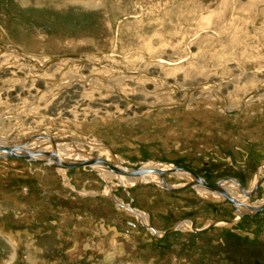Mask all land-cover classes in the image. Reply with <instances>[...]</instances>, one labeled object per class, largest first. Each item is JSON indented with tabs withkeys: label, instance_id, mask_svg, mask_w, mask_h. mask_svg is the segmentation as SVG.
<instances>
[{
	"label": "rangeland",
	"instance_id": "374dc122",
	"mask_svg": "<svg viewBox=\"0 0 264 264\" xmlns=\"http://www.w3.org/2000/svg\"><path fill=\"white\" fill-rule=\"evenodd\" d=\"M63 55L80 57L51 62ZM39 134L112 164L108 147L128 167L171 162L252 188L264 170V0H0V144ZM67 170L0 159V264H205V233L156 239L147 227L231 216L192 189L114 177L110 199L96 196L111 186L101 174ZM263 197L261 185L252 202Z\"/></svg>",
	"mask_w": 264,
	"mask_h": 264
},
{
	"label": "flooded vegetation",
	"instance_id": "af4514ba",
	"mask_svg": "<svg viewBox=\"0 0 264 264\" xmlns=\"http://www.w3.org/2000/svg\"><path fill=\"white\" fill-rule=\"evenodd\" d=\"M71 150L76 151L77 149L72 148ZM107 153H108V151H107ZM103 159H105L108 163L112 164L106 158H103ZM121 162H123V161L121 160ZM174 164L176 165V163H174ZM158 166H162V165L151 164V163H142V167H144V168H151V167L155 168ZM95 171L98 172L99 174H101L102 178L105 180V182L107 184L111 185L104 192H102V193L99 192L97 195L95 193L94 195H96V196L99 195V196H103L105 198H109L106 195H109V193H111L112 190L114 191L115 190L114 187L117 186L118 183L120 185H123L124 188H127V185L125 184V182H128L129 183L128 185H133L137 182H141V180L138 176H125V175H123L125 180H122L123 178H121L120 176H118L114 173L103 171V170H98V169H95ZM262 171L264 172L263 168L260 169L259 173L253 177V179L251 181L252 186L255 185V183L258 179L259 180L261 179L259 174ZM168 173H169L168 175H175L176 174L175 172H168ZM177 174L183 175L181 173H177ZM113 177L115 179H117V182H118L117 184H114L112 181H110ZM164 178L168 182V179L166 177H164ZM129 180H131V181H129ZM142 180H144L143 183H153V184L156 183V185L160 182V181H158V178L154 177V176L144 177V178H142ZM151 180H153V181H151ZM189 182L190 181H186L182 185H186ZM239 184L243 187V189H245L244 186L242 185V183L240 182V180H239ZM239 184L234 182V181H222L220 183V186L222 187L223 191L226 192V194H227V195H223V196L218 195L217 193L211 192L206 187H205L206 189L199 187V186L187 188V189H192L195 192L193 194H189L192 197H193V195L194 196L196 195L195 197H197V196L202 197V198L208 199L209 201H212V202H215V201H219L221 203L228 202V204L230 205V208H231V210H230L231 216H222V217H217L215 219H210L207 223H205V225H203L201 227L196 224L195 219H193L192 217H186V218H184L186 220L180 219L177 222L179 224L175 225L174 228L170 231L166 232L167 229L162 230V231H158L154 227H152V229L147 227V230L156 239H164L169 233H171L175 229H180V226H183V225H185V227L190 226L189 232L191 234L197 235V234L205 233V235H207L206 239L208 241L206 246H205V253H203L204 257H205V264H264V244L259 243V241L261 239L260 236H261L262 228L257 226V223H259L260 218L262 217L261 214L264 213V207L262 209L256 211V212L253 211L252 209H249L252 207H258V206L264 205V197L259 201L252 202V198L254 196V193H256L259 190V187L261 185L264 187V181L256 187L255 192H253L247 196H246L247 193L246 194L242 193L241 187ZM230 186H232V187H230ZM160 187L162 188V186H160ZM245 190H247V189H245ZM127 195H129V192H127ZM195 197H193V198H195ZM225 197L231 198V199H225ZM116 204L119 205L120 207H121V205L124 206L123 201H120V200H117ZM125 210H127L129 213H132L137 218H141L142 221L145 223L148 221L147 217L144 214H142L141 211H130L127 208ZM216 220H224V221H220V222L215 223ZM252 223H253V225H252ZM214 227L222 228V230L224 229L222 232L223 234L220 236L214 235L212 233L214 230ZM164 233H165V235H164ZM226 233L231 235V236H227ZM238 239L249 241V243H247V245H245V246L249 247V248H247V251H250V253L247 254L245 251H243V252L240 251L237 254V256H234L231 253V251L229 249L230 244H236V241H239ZM255 245L257 246V251H261L263 253V256H261L262 254L255 252V250H256ZM18 259H19V262H24V264L26 263V260L24 258L19 257ZM10 263H8V264H10ZM183 264H191V263L184 262Z\"/></svg>",
	"mask_w": 264,
	"mask_h": 264
},
{
	"label": "water",
	"instance_id": "95a60500",
	"mask_svg": "<svg viewBox=\"0 0 264 264\" xmlns=\"http://www.w3.org/2000/svg\"><path fill=\"white\" fill-rule=\"evenodd\" d=\"M65 57H80L79 55H63L60 57L55 58L53 61H57L61 58H65ZM50 137L48 134H39V135H33L27 139L21 140L19 141L17 144L11 145L8 143L5 144H0V159L2 158H7V157H16V158H22L24 160L27 161H35V162H41L43 164L46 165H50V166H55V167H61V168H70V167H75V166H81V165H103L106 166L108 169L112 170L114 173L118 174V175H125V176H140L141 174L144 173H148V172H155L156 175L159 177L160 181V185H162L163 187L170 189V190H181L184 189V186H174L169 184L167 181H165L164 177H163V173H165V169L162 168H144V167H126V169H121L116 167L113 164L108 163L107 161H105L104 159H102L99 156H95V155H91L89 158H83V159H61L57 154H56V150H55V143L54 142H50L51 148L47 149V150H41L38 151L42 145H37L35 148L33 149H29L26 147V145L33 143L32 141H39L41 139L44 138H48ZM67 143L72 144V140H68ZM104 145V144H101ZM106 147V145H104ZM40 155V157H38ZM114 156V154H113ZM114 161H117V158L114 156ZM158 163H160V161H156ZM161 164H171V169H174L176 171H182V172H186L189 173L193 176V179L191 181V183H189L188 185H194L196 184V181H205V184L208 185L209 187L214 186V185H218L219 183H221L222 181L226 180V181H234L236 183L239 184V180H237L236 178H232V177H227L223 180H219L217 182L210 183L208 181H206L205 179H203L202 177H200L199 175H197L196 173H194L193 171H191L190 169L184 168V167H180L177 166L171 162H161ZM263 179H258L255 183V185L250 188V189H243V187L240 185L241 187V191L242 193L247 195H250L251 193L255 192L256 187L261 184L263 182ZM221 193V191H220ZM223 195H227L226 192L223 191V193H221ZM225 199H231V198H227L225 197ZM233 200V199H232ZM235 203V202H234ZM236 205V204H235ZM264 207V205L262 206H258V207H252L249 209H252L253 211H258L260 209H262ZM220 221H224V220H216V222H220ZM174 227L169 228L166 230L170 231L172 230Z\"/></svg>",
	"mask_w": 264,
	"mask_h": 264
},
{
	"label": "bare ground",
	"instance_id": "6f19581e",
	"mask_svg": "<svg viewBox=\"0 0 264 264\" xmlns=\"http://www.w3.org/2000/svg\"><path fill=\"white\" fill-rule=\"evenodd\" d=\"M4 47H6V48H14L13 46H10V45H3ZM18 50V49H17ZM27 57V56H26ZM28 58V57H27ZM0 141H1V138H0ZM54 142L53 140H52V138H51V136L50 137H48V138H44V139H41V140H39V141H32L33 143H31V144H28V145H26V147L27 148H31V149H33V148H35L37 145H42V149L43 150H47V149H50L51 148V145H50V142ZM86 142V141H85ZM18 142H13V143H10L11 145H14V144H17ZM55 143V142H54ZM56 144V143H55ZM74 144V142L72 141V144L71 145H73ZM77 145H79V146H81V147H84V145H83V143H79V144H77ZM77 145H73L72 147H70V145H68V144H64V145H62V146H58V147H56V145H54L55 146V150H56V154L61 158V159H83V158H89L92 154L89 152V151H87L86 149H83V148H78L77 147ZM87 145H89V146H100L101 144H94V143H92V142H89V141H87ZM72 148H76L77 150H76V152H75V150H71ZM108 149H109V152H110V155H111V157L113 158V160H114V156L117 158V156L114 154V152H112V150L108 147ZM72 151H74V153L72 154ZM106 153V152H105ZM113 154H114V156H113ZM108 155V154H107ZM96 156V155H95ZM38 157H40V155L38 156ZM100 157V156H99ZM8 158V157H7ZM16 158V157H15ZM102 158V157H101ZM22 159V158H21ZM103 159V158H102ZM105 160V159H104ZM27 161V160H26ZM106 161V160H105ZM161 162L162 161H160V163H158V162H156V161H154V160H152V161H148V162H145V163H152V164H157V165H162V166H158V167H156V168H162V169H165L166 171H165V173H168V172H175V173H181V174H183V175H187L189 178H190V182L189 183H191V181H192V179H193V176L191 175V174H189V173H186V172H182V171H176V170H174V169H171V164H167V165H165V164H161ZM164 162V161H163ZM113 165H115L116 167H118V168H121V169H126V167H128V166H126V165H124V163L123 162H121L120 160H118V158H117V161L115 162L114 161V164ZM49 167H55V166H50V165H48ZM151 166V165H150ZM75 167H91V168H93V169H98V170H103V171H107V172H111V173H114L112 170H110V169H108L106 166H103V165H91V166H89V165H81V166H75ZM75 167H70V168H75ZM140 167H142V166H140ZM166 167V168H165ZM55 168H61V167H55ZM70 168H68V169H70ZM64 169H66V168H64ZM262 169V168H261ZM263 172V171H262ZM114 174H116V173H114ZM164 174V173H163ZM162 174V175H163ZM116 175H118V174H116ZM118 176H120L121 178H123L122 180H125L124 179V176L123 175H118ZM151 176H154V177H157L158 178V181H161L160 179H159V177L156 175V173L155 172H148V173H144V174H141L140 176H138L139 178H140V180H141V182L143 183V181L144 180H142V178H144V177H151ZM164 177V176H163ZM132 178V177H131ZM165 179V178H164ZM128 180V179H127ZM129 181H131V180H129ZM153 181V180H152ZM165 181H166V179H165ZM224 181H226V180H224ZM158 183V182H157ZM189 183H187L186 185H181V186H184L185 188L184 189H186V188H190V187H195V186H199V187H202V188H207L208 190H210L211 192H214V193H217L218 195H221V196H223V194H221V193H223V189H222V187L220 186V183L218 184V185H214V186H211V187H209L208 185H206L205 184V181L204 182H202V181H196V184H194V185H188ZM156 184V183H155ZM214 184V183H213ZM157 185H159V186H162V185H160V182L157 184ZM175 186V185H174ZM163 187V186H162ZM230 187H232V186H230ZM165 188V187H164ZM205 188V189H206ZM166 190H169V191H179V190H175V189H173V190H170V189H167V188H165ZM184 189H181V190H184ZM232 189V188H231ZM220 191H221V193H220ZM202 193V192H201ZM216 197V196H215ZM130 209H132V208H130ZM164 235H165V233H164Z\"/></svg>",
	"mask_w": 264,
	"mask_h": 264
}]
</instances>
